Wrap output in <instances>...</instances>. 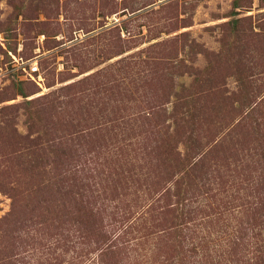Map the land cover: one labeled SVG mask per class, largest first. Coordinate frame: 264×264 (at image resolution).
Segmentation results:
<instances>
[{
    "label": "rangeland",
    "instance_id": "obj_1",
    "mask_svg": "<svg viewBox=\"0 0 264 264\" xmlns=\"http://www.w3.org/2000/svg\"><path fill=\"white\" fill-rule=\"evenodd\" d=\"M0 264H264V0H0Z\"/></svg>",
    "mask_w": 264,
    "mask_h": 264
}]
</instances>
